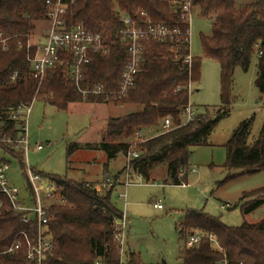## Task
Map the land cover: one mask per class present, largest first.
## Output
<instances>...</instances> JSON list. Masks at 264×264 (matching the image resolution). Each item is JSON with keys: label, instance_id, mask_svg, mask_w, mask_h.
<instances>
[{"label": "trees", "instance_id": "16d2710c", "mask_svg": "<svg viewBox=\"0 0 264 264\" xmlns=\"http://www.w3.org/2000/svg\"><path fill=\"white\" fill-rule=\"evenodd\" d=\"M182 1L70 0L63 15L67 26L81 23L91 32L104 33L111 44L108 54L93 56L86 67L83 85L101 83L108 90H117L127 60L125 45L117 34L122 15L139 18L141 13H145L154 24L183 31L185 25L177 8ZM46 2L0 0V32L3 33L0 37L1 136L12 139L19 136L17 127L22 121L12 119V113L36 100L58 110H67L70 103L81 101L136 105L137 111L110 118L106 126L108 137L125 140L131 137L135 142L103 141L84 146L73 142L68 147V156L80 149H98L111 160L119 154L127 156L130 150H134L139 155L132 163L136 174L149 182L154 167L165 165V182L180 186L186 178V174H181L190 167L191 150L209 145V138L218 123L229 115L236 68L247 72L255 55L258 57L255 86L261 95L259 103L264 107V0H253L244 5H238L237 0H192L193 8H198L200 16L212 20V34L202 37V49L206 58L220 65L222 105L219 109L198 113L187 123H183L181 116L190 103L189 85L200 80L201 62L199 58H194L189 68L180 58L174 59L175 54H184L181 46L174 43H151L148 46L136 87L121 100L108 101L104 96L83 100L65 76V65L48 71L41 83L34 79L28 61L34 50L27 48V41L36 28V22L47 20ZM1 38L7 39L6 50ZM68 60L71 62V57ZM167 117L174 123L172 129L158 132ZM252 121V118L242 121L225 145V168L239 171L237 176L264 172V124L257 137L251 140ZM153 129L158 132L153 137L144 141L137 137V134L143 135ZM2 147L20 160L26 176L22 154L15 152L12 144L4 143ZM42 175L55 181L61 189V201L52 205L50 210L52 217L48 234L54 242L53 251L41 263L29 259V249L19 233L25 231L34 239L36 224L22 222L4 198L0 215V264H94L97 259L106 264H144L135 253H130L121 262L113 241L114 224L122 216L112 202L114 185L105 193H99L96 185L89 182ZM241 202V211L245 215L263 208L262 218L233 227L201 210L181 211L177 230L183 239L197 230L213 235L217 243L214 245L205 237L198 246L187 247L184 244L179 253L181 264H264V187L244 193ZM18 241L21 242L20 248L9 252Z\"/></svg>", "mask_w": 264, "mask_h": 264}, {"label": "rangeland", "instance_id": "374dc122", "mask_svg": "<svg viewBox=\"0 0 264 264\" xmlns=\"http://www.w3.org/2000/svg\"><path fill=\"white\" fill-rule=\"evenodd\" d=\"M252 1L237 0L238 5ZM49 25L47 20L36 22V28L30 36L31 42L41 41L47 34ZM211 34L212 20L202 18L198 8H193L191 54L201 62V77L197 83H193L190 104L198 113L213 111L222 105L220 65L215 60L206 58L202 49V37ZM257 63L258 57L255 55L247 72L240 67L236 68L231 88L229 115L220 120L209 138V145L191 150L189 172L188 169L185 170L187 176L185 186L166 184L164 181L167 174L166 166L159 165L154 167L152 181L144 180L142 185L120 186L113 193L112 201L121 212L124 211V201L120 194L127 190L128 195V227L123 261L127 255L135 253L144 264H181L179 253L185 239L180 236L177 224L180 222L181 211L187 209L201 210L233 227L241 226L245 221L257 222L262 218L263 208L249 215L243 214L241 198L244 193L264 187V172L237 176L239 171L225 168L227 161L225 145L238 125L252 118L250 139L253 140L264 124V107L259 103L261 95L255 86ZM64 73L68 78L67 67L64 68ZM118 106L114 103L71 104L67 110H58L46 102L36 100L27 119L29 151L26 154L20 146L14 147L13 150L22 154L26 166L29 164L30 168L41 174L64 176L73 181H82L84 178L102 179L105 175L101 164L93 163L92 168H87L90 165L84 164L94 159L101 161L104 157L102 151L79 150L68 156V147L73 142H98L101 131L105 129L106 118L109 120L123 117L138 110L136 105ZM182 116L185 119V115ZM160 131L162 129H158V132ZM158 132L155 129L154 132L144 133L142 139H147ZM116 139L136 141L131 137L127 140ZM37 143L44 147L43 150L36 149ZM48 144L52 146L47 147ZM5 157L10 163L8 178L11 185L18 188L21 196H27L31 204L27 177L20 160L11 154ZM126 161V156L120 155L110 162L108 171L117 172ZM81 164L87 169L85 173L81 170ZM193 166L197 167L196 173L190 172ZM106 191L107 188L98 190L99 193ZM59 202L58 200L57 203ZM154 203L161 204L162 209L154 208Z\"/></svg>", "mask_w": 264, "mask_h": 264}, {"label": "built area", "instance_id": "2783aa9c", "mask_svg": "<svg viewBox=\"0 0 264 264\" xmlns=\"http://www.w3.org/2000/svg\"><path fill=\"white\" fill-rule=\"evenodd\" d=\"M70 0H47L46 17L49 22V30L43 39L39 42L32 43L30 37L27 41V48H33V54L28 56V61L31 64L33 78L40 83L45 79L47 72L56 68L59 65H65L68 70V79L70 84H73L80 93L83 100L92 96H104L108 101H116L126 98L129 93L135 89L137 76L144 59V54L151 43H174L181 46L184 54L179 56L175 54L174 59H181L183 64L191 68L194 56L191 54V21L193 5L192 0H183L178 3L177 8L179 17L185 25V30L179 28L171 29L162 24H154L146 17L145 13H141L139 18L131 16H121V27L117 31L120 40L125 45V54L127 57L126 65L121 73L120 81L117 90H108L101 83L93 85H83L85 79V71L87 65L91 62L94 55H106L111 49V44L107 42L104 33H94L89 31L83 24L79 23L68 27L63 15L69 6ZM177 4V3H175ZM3 33L0 32V37ZM7 39L1 38L3 49H7ZM173 45V44H172ZM22 48L21 45H19ZM172 51V50H171ZM261 55V52L259 53ZM71 57V62L68 60ZM193 84L189 85L190 93ZM33 104V103H32ZM20 107L12 113V119H20L22 124L17 127L19 136L12 139L0 135V215L2 212L4 198L7 199L12 207L14 215L21 218L24 223H35L37 234L34 239L29 237L25 231L20 232L19 236L26 242L29 249V259L41 263L46 255L52 253L54 242L48 234V226L51 221V206L61 201V189L58 184L45 177L44 175L35 172L26 166V176L28 187L31 195V204L28 202L27 196H21L18 188L11 185L8 178L10 163L5 155L9 154L2 147V144H12L14 147H23L25 153L30 148V138L27 131V119L31 112V106ZM185 115L183 123L193 120L198 112L192 108L189 103L182 112ZM174 123L170 117L164 119L161 125V132L172 129ZM137 137L142 139L141 134ZM146 139H142L144 141ZM48 144L47 147H51ZM40 143L36 144L38 151L43 150ZM132 148V147H131ZM133 149V148H132ZM138 152L130 150L126 156V166L123 171L124 185L126 187L132 185H142L144 179L133 170V160L138 158ZM196 166L190 168L191 173H195ZM189 172V169H188ZM184 171L181 175H185ZM113 183L107 179L106 182L97 185L96 190L107 188L109 190ZM186 184H182L185 186ZM120 198L126 201V193L120 194ZM30 200V199H29ZM154 208L162 209V205L155 203ZM227 207V205H224ZM128 227V215L122 212L114 224L113 241L117 245L118 253L123 262L125 252L126 231ZM208 239L217 245L213 235H206L202 231H193L187 235L185 245L187 247L198 246L201 241ZM21 242L18 241L9 252L18 250ZM94 264H106L103 260L97 259ZM220 264H226L220 263Z\"/></svg>", "mask_w": 264, "mask_h": 264}, {"label": "crops", "instance_id": "0c3cea01", "mask_svg": "<svg viewBox=\"0 0 264 264\" xmlns=\"http://www.w3.org/2000/svg\"><path fill=\"white\" fill-rule=\"evenodd\" d=\"M77 105V104H86V105H104V104H107V103H87V102H84V101H81V102H75V103H70L69 105ZM109 105V104H108ZM120 107H122V105H119ZM118 106V107H119ZM69 107V106H68ZM108 118H106V126H107V122H108V120H107ZM181 119H182V121L184 120L183 119V116H181ZM106 126H105V129L104 130H102V131H104V133H102V131H101V135H100V139H99V141L98 142H95V143H79L80 145H86V144H99V143H101V142H103V141H109V142H120L121 140H117L116 138H112V137H108V135H107V133H106ZM151 132H154V129L153 130H150V131H148V132H145V133H151ZM154 135H156V134H154ZM153 135V136H154ZM153 136H150V137H153ZM149 137V138H150ZM30 138V137H29ZM108 140H107V139ZM110 138H112V139H110ZM75 143H77V142H75ZM80 150H91V149H80ZM79 151V150H78ZM96 151H102V150H96ZM103 152V154H104V157L103 158H101V161L99 160H91V161H88V162H84V164H87V166L88 165H90V166H88L87 168H92V164L93 163H99V164H101L102 165V171H103V174L105 175L104 176V178H102V179H95V180H91V179H83L82 181H85V182H89V183H92V184H94V185H100V184H102V183H104V182H106V180L107 179H109L112 183H113V185H114V189H113V193H115V191H116V189L118 188V187H120V186H125L124 185V175H123V171H124V168H125V166H126V163L122 166V168L121 169H119L117 172H114V173H110L108 170V168H109V165H110V162L111 161H113V160H115V159H117L120 155H122L123 157H125V155H123V154H119L116 158H114V159H111V160H109L108 159V156H107V154L104 152V151H102ZM81 166H82V168H81V170L85 173L86 172V170L87 169H85V166L84 165H82L81 164ZM79 169V168H78ZM196 172H197V170H196ZM195 172V173H196ZM85 177V176H84ZM154 178L153 177H151V180L150 181H152ZM75 180V179H74ZM77 181H80V180H77ZM146 181V180H145ZM165 181V180H164ZM97 183V184H96ZM166 183V182H165ZM167 184V183H166ZM183 184H187V176H186V178L184 179V182H183ZM113 185H112V187H113ZM180 186H182V185H180ZM111 187V188H112ZM101 191V190H100ZM113 193H112V196H113ZM123 193H126V195H127V190L125 191V192H122L121 194H123ZM127 198H128V195H127ZM123 200V199H122ZM124 201V200H123ZM113 202V201H112ZM114 204H115V206H116V203L115 202H113ZM155 204V203H154ZM127 206H128V201H127V199H126V201H124V211L123 212H126L127 213ZM117 207V206H116ZM118 208V207H117ZM252 223V222H251Z\"/></svg>", "mask_w": 264, "mask_h": 264}]
</instances>
